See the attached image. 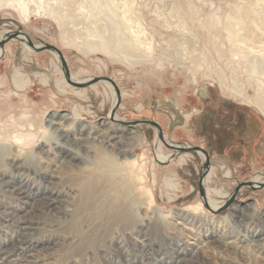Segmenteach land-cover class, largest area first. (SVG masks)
<instances>
[{"label":"rangeland","instance_id":"374dc122","mask_svg":"<svg viewBox=\"0 0 264 264\" xmlns=\"http://www.w3.org/2000/svg\"><path fill=\"white\" fill-rule=\"evenodd\" d=\"M17 30L38 48L58 49L74 82L112 79L120 104L116 121L110 122L115 94L108 83L74 88L66 84L53 53L27 50L20 39L7 42L0 49L2 166L6 154L29 159L37 153L39 142L49 138L47 121L54 115L66 114L82 126L108 121L139 135L133 152L137 167H123V180L146 207L214 222L236 205L252 204L264 213V188H242L225 210L209 212L198 194L201 154H176L149 125L118 123L155 122L167 144L206 151L208 205L223 206L239 184L264 181V0H0V41L3 32ZM65 181L77 185V180ZM0 185V204L19 207L16 214L29 219L39 214L32 201L26 204ZM78 216L89 235L100 224L89 209ZM38 221L43 229L33 232V242L75 234L51 216L39 215ZM152 230L153 251L130 247L129 258L142 264L170 262L171 246ZM198 259L242 262L234 249L219 245L207 247ZM250 264H264V258Z\"/></svg>","mask_w":264,"mask_h":264},{"label":"bare ground","instance_id":"6f19581e","mask_svg":"<svg viewBox=\"0 0 264 264\" xmlns=\"http://www.w3.org/2000/svg\"><path fill=\"white\" fill-rule=\"evenodd\" d=\"M9 33L3 32L2 39ZM19 39L30 50L25 39ZM110 122L82 126L66 114L54 115L47 121V142H39L38 152L29 156L31 160L17 152L4 154V168L0 163L4 191L26 204L32 201L39 214L29 219L16 214L19 207L0 204V264H96V260L102 264H142L129 258V248L152 252L150 229L160 232L175 254L164 264H211L199 261L198 254L212 245L234 249L242 261L236 264L257 263L264 258V213L252 204L236 205L214 222L183 213L163 215L156 207L138 202L123 180V167L128 171L137 167L133 152L139 146V135ZM155 159L161 161L158 156ZM65 178L77 180V188ZM146 194L153 203L152 193L148 190ZM208 206L212 211L218 208L210 201ZM81 209H89L100 223L91 235L79 221ZM39 215L68 223L75 234L33 242V232L43 229Z\"/></svg>","mask_w":264,"mask_h":264},{"label":"water","instance_id":"95a60500","mask_svg":"<svg viewBox=\"0 0 264 264\" xmlns=\"http://www.w3.org/2000/svg\"><path fill=\"white\" fill-rule=\"evenodd\" d=\"M19 37H23L25 39L26 45L33 52L49 51V52L53 53L57 57L58 61L60 62V65H61V68H62V73L64 74L66 84H68V85H70V86H72L74 88H77V89H83V88H86V87H88L90 85H93V84H95L97 82H106V83H108L111 86V88L113 89L114 94H115V103H114L113 107L111 108V110L109 112V118L112 121H116L114 119V114H115V110L117 109V107L120 104V92H119V89H118L117 85L114 83V81L112 79L103 77V78H95V79H92V80H89V81L83 82V83L74 82L72 80V77L69 74V70L67 68L66 61H65V59L63 57V54L58 49H56L53 46L47 45V44H43L41 46V48L36 47L31 42V40L21 30L10 32L5 38L1 39V41H0V49H2L3 46L7 42H9L11 40L19 39ZM118 123H120L122 126H129V127H135V126L143 125V124L149 125V126H151V127L156 129L158 140L164 146H166L167 148L175 151L176 154H183V153H187V152H195V153L201 154L204 157V164L202 165L201 174H200V177H199V180H198V194L200 196V199H201L204 207L211 213L217 214V213L225 210L228 206H230L234 202L236 194L242 188H249L250 190H253V191L260 190V189L264 188V181H262L261 183L246 182V183L239 184L233 190L231 195L227 198L225 204L223 206H221V207H218L217 210L212 211L210 209V207L208 206V203L206 201L205 191H204V188H203L204 177H205V175L207 174V172H208V170L210 168L209 156H208V153L206 151H204L202 148H199V147H178V146H173L171 144H167L164 141L163 132H162L160 126L157 123H155V122L143 121V122H129V123L118 122Z\"/></svg>","mask_w":264,"mask_h":264}]
</instances>
